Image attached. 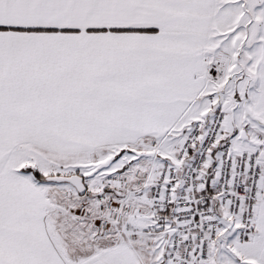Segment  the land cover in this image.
<instances>
[{"label":"snow or ice","instance_id":"1","mask_svg":"<svg viewBox=\"0 0 264 264\" xmlns=\"http://www.w3.org/2000/svg\"><path fill=\"white\" fill-rule=\"evenodd\" d=\"M0 264H264V0H0Z\"/></svg>","mask_w":264,"mask_h":264}]
</instances>
